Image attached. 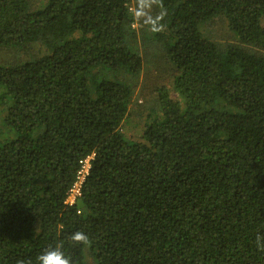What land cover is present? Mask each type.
<instances>
[{
  "label": "trees",
  "instance_id": "1",
  "mask_svg": "<svg viewBox=\"0 0 264 264\" xmlns=\"http://www.w3.org/2000/svg\"><path fill=\"white\" fill-rule=\"evenodd\" d=\"M153 2L150 53L132 0H0V264H264V0ZM149 55L174 81L138 112Z\"/></svg>",
  "mask_w": 264,
  "mask_h": 264
},
{
  "label": "rangeland",
  "instance_id": "2",
  "mask_svg": "<svg viewBox=\"0 0 264 264\" xmlns=\"http://www.w3.org/2000/svg\"><path fill=\"white\" fill-rule=\"evenodd\" d=\"M35 6H40V3L45 2V0H30ZM159 7L157 3H154L153 0H132L131 9L136 14V17L139 16L141 21L136 19V23L133 24V27L138 32L137 43L142 50H146L150 53L153 52L154 43L153 39V30L147 24V19L151 18L152 14ZM138 15V16H137ZM264 25V19H263ZM207 32L206 35L211 36L213 39L220 40L222 42L236 40L237 38H229L232 33L228 29L227 22L224 20L216 19L214 22L205 25ZM145 44V45H144ZM36 52V51H35ZM8 54H3L5 58L10 57L9 59L14 60L17 58H24L27 55L22 52L16 53L12 51H7ZM33 54V53H32ZM28 56V55H27ZM150 56V60L144 63L143 70L140 74V77L136 79L134 83V93L132 97L131 107L136 111H142V106L146 108L156 107L157 102V90L161 86H166L172 88L173 85V75L175 69L169 60L164 58L165 56L156 57ZM3 58V59H5ZM157 58V59H156ZM164 58V59H163ZM169 59V58H168ZM158 64L159 67H158ZM162 65V67H160ZM168 68H163L167 67ZM171 68V69H170ZM122 77L121 74L118 75ZM173 97H178L177 93L174 90H171ZM146 114L141 116L132 117L128 123L124 126L125 134L128 137L139 139L140 134V125L143 123L144 117ZM87 263L94 264L93 259L90 254L87 255Z\"/></svg>",
  "mask_w": 264,
  "mask_h": 264
},
{
  "label": "built area",
  "instance_id": "3",
  "mask_svg": "<svg viewBox=\"0 0 264 264\" xmlns=\"http://www.w3.org/2000/svg\"><path fill=\"white\" fill-rule=\"evenodd\" d=\"M93 157L94 154L87 156L85 159L81 161V168L78 171L76 181L71 187L67 197L68 203L73 204L74 202L77 201V197L81 195L82 185L91 169V161Z\"/></svg>",
  "mask_w": 264,
  "mask_h": 264
}]
</instances>
